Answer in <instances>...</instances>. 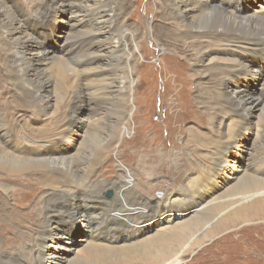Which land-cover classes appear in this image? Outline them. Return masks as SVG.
<instances>
[{"label": "bare ground", "instance_id": "bare-ground-1", "mask_svg": "<svg viewBox=\"0 0 264 264\" xmlns=\"http://www.w3.org/2000/svg\"><path fill=\"white\" fill-rule=\"evenodd\" d=\"M156 1L159 33H165L162 40L160 34L154 35L153 26L143 33V27L133 31L120 22L118 0H38L32 12L15 1L8 6L0 0V89L14 99L11 104L0 100V226L3 234L16 235L7 243L0 240V264H22L20 256L27 244L36 264L58 258L61 262L65 253L71 255L69 264L84 260L123 264L121 260L138 262L145 257L153 264H183L185 256L200 251L205 242L229 227L264 219V77L259 76L264 72V3L252 11L248 2L255 0ZM60 15H65L62 22L67 28L58 58L45 45L53 43ZM145 38H153L162 55L190 64L200 91L196 106L213 125L220 126L221 117L226 120L211 140L187 131L188 142L196 148L186 144L191 156L185 155L182 163H186L184 172L198 174L188 181L194 201L178 194L156 205V210L149 200L143 204L134 193L125 194L124 187L112 200L104 201L100 192H92L97 184L91 179L127 132L132 113L131 62L137 60V39ZM53 79L59 86H70L58 119L55 101L47 94ZM258 84L261 92L255 93ZM22 104L33 118L50 120V124L9 127L4 119L11 108ZM86 106L92 130L85 146L71 155L68 144L74 145L73 133L81 120L78 114ZM253 132L256 137L246 156L239 158V144ZM96 133L102 144L89 154ZM169 144L163 143V157L148 156L147 166L166 165L170 153L178 149ZM231 150L233 154L228 153ZM159 173L164 172L152 174ZM6 180H21L41 190L35 208L27 214L10 212L7 203L15 188ZM80 237V249L70 244ZM216 253L212 258H217Z\"/></svg>", "mask_w": 264, "mask_h": 264}, {"label": "rangeland", "instance_id": "rangeland-1", "mask_svg": "<svg viewBox=\"0 0 264 264\" xmlns=\"http://www.w3.org/2000/svg\"><path fill=\"white\" fill-rule=\"evenodd\" d=\"M3 1H5L8 6L11 5L10 2L15 1L14 3H17L24 11L32 12L30 9L31 6L38 0ZM118 2L121 11V19L119 21L125 23L130 30L132 29L134 31L135 28L141 29V27H143L142 30L144 29V33V31H147L146 28L153 26L155 29L154 35L156 33L160 34L159 27H161V24L158 18H155L154 14L157 3L156 0H118ZM263 3L264 0L248 2V4H251L252 6V11L256 9L259 10V5H263ZM24 11L22 13H24ZM243 12H246V9L245 11L242 10L241 12H238V14ZM64 17L65 15H60L58 23H55L53 43L50 46L45 45L47 50L50 49V53L58 58L61 56V52L59 51L60 43L62 39L64 40V32L67 28L62 22ZM154 18L156 19L155 21ZM164 35L165 33L162 32L158 36L159 39L162 40ZM70 42V40H67L66 45L70 44ZM136 46L137 60L131 62L133 73L129 107L131 108L132 113L129 119L127 132L122 136L120 143L115 147V150L113 148V152L111 151L102 160L101 164L92 172L93 178L91 179H94L93 185L97 184V189L92 192H100L98 195L102 200L110 201L113 199L112 197L116 191L125 188L124 193H134L138 197L137 201L141 203L144 202L143 204H145V200H149L154 210L157 208L156 205L165 204L168 200L176 198L178 194L188 195L187 202H193V190L188 187V181L190 178H194L198 174L192 170L184 172L186 163H182V161H185V155L191 156V151H189L186 144L188 143V145H190L189 147L192 149L196 148V145L193 142H188L190 140L188 139L187 131L192 130L193 132L207 137L208 140H211L215 137L214 131H217L218 128L221 130L222 126L226 123V120L221 117L218 121L220 126L213 125L209 120V116L203 114L204 111L196 106L195 101L200 91L198 86L196 87L194 85L193 80L196 75H194L190 64L188 65L183 59L179 58V60L172 57V55L169 57L168 55H162L160 47L155 44L153 38H145L144 40L137 39ZM128 49L131 52L134 50V47L130 45ZM169 62H172L173 64L168 66ZM69 66L72 69L75 68L72 63H69ZM165 69L167 71H165ZM259 76L264 77V72L263 75ZM53 80V89L47 94H51L53 102L55 101V106L57 107L55 118L58 119L63 115L64 107L62 99L65 97L67 89L70 86H59V84H57V79ZM196 82H198V80ZM0 88L2 87L0 86ZM254 92H261L260 84L254 88ZM11 95L12 94H7L0 89V100H6V104L14 102ZM88 111V107L86 106L83 107L78 114L81 120L78 122L79 128L76 127L73 133L74 145L72 143L68 144L67 148V151L69 150L68 153L71 155H74L76 150L82 149V147L85 146L86 139L91 133L92 129L90 123L92 120L88 116ZM4 121L9 127L19 126L18 129H25L26 127L41 128V125L45 126L46 124H50V120H38L33 118L24 104L16 105L11 108L9 116L7 119L5 118ZM21 126L23 128H21ZM254 132L252 134L253 136H247L248 139L245 143L239 144L237 150L239 152V158L246 156L247 150L250 147L248 145H250V142L256 137ZM108 133H110V131H108ZM260 134L262 135L263 133ZM169 142V146L172 148L175 146L178 149H173L170 153L169 160L166 159L167 166L162 163L154 164V162L147 166L148 161H146V158L150 155L163 157V143ZM101 144L102 140L99 135L97 133L93 134L91 137L90 149H88L89 151L87 152L89 154L91 152H96ZM58 153L62 155L66 154L65 151H58ZM178 153H181L180 156H178ZM228 153L233 154L234 152L231 150ZM177 159H179V161L175 164H171L172 161ZM148 167L150 170L147 171L146 169ZM154 172L164 173L152 174ZM117 177L120 178L118 179ZM118 182H121V184L115 185ZM144 182L149 184V186L144 185ZM6 183L15 188L11 202L7 203L8 206H11L9 207L10 212L14 209L12 211L13 213L27 214L30 210L35 208L36 201L39 200L42 194L41 190L37 187H32V185L26 186L21 180H6ZM64 187L67 188L69 186ZM15 204L18 206L15 207ZM135 207L138 208V204H135ZM30 214H33V212ZM93 218L98 224H101L103 221L97 216H93ZM244 225L245 224H239V226L236 225L233 228L229 227L227 230L219 233L216 237L205 242L200 251L196 250V253L194 252L195 254L192 253L185 256L182 263L195 264V262H198V259H200L201 261L215 262L213 264H216L217 262L219 264H264V219L250 222L246 224L247 226ZM2 229L4 230L3 225L0 226L1 244L7 243V239L14 240L13 236L16 235L10 233L8 235L3 234ZM81 237L78 238L76 240L77 242L74 244H70L75 245V248L80 249ZM22 243H25L24 239ZM214 252H219L216 253L217 258H212ZM228 252H230V254ZM22 253L23 254L20 256L22 264L37 263L35 255L32 249L28 247V244L24 245ZM204 255L206 257H202ZM62 256L64 259L61 262L58 258L50 264H69L67 261L71 255L65 253ZM120 263L153 264L146 257L144 260L138 262L127 260H124L123 262L121 260ZM75 264H97V262L84 260L82 262H76Z\"/></svg>", "mask_w": 264, "mask_h": 264}]
</instances>
